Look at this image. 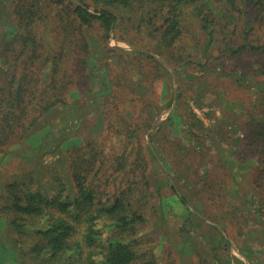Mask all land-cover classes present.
<instances>
[{"label": "rangeland", "instance_id": "rangeland-1", "mask_svg": "<svg viewBox=\"0 0 264 264\" xmlns=\"http://www.w3.org/2000/svg\"><path fill=\"white\" fill-rule=\"evenodd\" d=\"M138 1L142 5L141 15L147 19L157 2ZM199 1L202 11L214 16L212 43L208 44L202 30L199 10L189 3L182 7V36L162 53V46L147 36L146 29L166 23L158 17L153 23L141 22L138 26L137 11L129 6H108L120 18L119 25L107 36L97 20L88 31H82L84 26L71 15V4H55L50 0H0V71H7L9 62L26 63L30 65L27 67L29 76L44 81L32 88L36 82L30 80L29 93L32 94L22 98L29 99L33 107L30 115L40 111L38 121L28 129H20L16 139L0 146V206L5 203L6 182L24 177L30 171L38 173V180L45 183L47 189H54L49 185L57 186L53 180L61 178L66 193L64 173L70 170L66 147L78 142L83 147L84 142L92 141L94 145L82 148L84 154L80 159H90L94 148L110 157L127 151L125 139L133 137L134 147L123 161L124 168L116 174L111 162L105 164L112 175L104 186H100L102 181L96 186L102 193L111 195L115 184L122 190L127 180L135 179L129 193L130 209L143 212L147 218L132 234L139 259H150L155 261L153 264H226L225 261L264 264V190L258 191L255 187L260 180L254 179L256 174L250 166L241 163L240 167L246 172L238 169V164L232 162L224 148L226 144L237 146L243 142L249 115L264 110V73L261 72L264 52L243 48L232 53L225 46V43L237 47L243 43L264 42V0H215L221 7L218 13L214 2L212 12L207 3ZM71 2L77 5L90 1ZM159 12L165 15L160 9ZM247 20L251 22L246 23ZM26 34H29L28 44H24ZM85 41L91 44L96 41L97 46L87 53L83 48ZM33 47L40 53L37 60L31 59ZM56 50L63 52L59 61L51 59ZM134 51L154 55L161 63V71L157 65L152 66L155 61L139 57ZM130 57L139 58L131 63ZM80 58L81 66L77 65ZM186 60L190 62L181 66ZM57 62L61 64V68H57L59 72H51L50 67ZM140 65L155 78H141L144 87L136 86L137 78H132L133 71L140 69ZM88 71L92 79L86 77ZM59 77L72 83L71 95L79 94L76 101L81 117L78 119H73L69 98L63 100L62 106L41 109L48 101L32 97L35 92L44 95L49 89L47 83L51 86L50 82ZM108 79L111 89L103 85ZM175 86L180 94L173 105ZM103 99L109 105L105 119L110 123V133L106 137L94 128ZM126 109H132L127 114L139 123L136 134L114 118L117 112ZM168 117L171 119L166 121ZM143 121L150 123L146 129ZM188 122L196 123L198 134L192 132ZM196 138L199 143H195ZM182 154L190 163L189 169L183 163ZM133 157H137V163H133L135 169L129 171ZM187 170L189 176L185 175ZM170 184H175L187 199L185 205ZM188 209L193 212L189 217ZM2 211L3 207L0 213ZM17 236L20 235L0 215V264H29L26 257L30 239L21 237L19 247L18 242L13 243Z\"/></svg>", "mask_w": 264, "mask_h": 264}, {"label": "trees", "instance_id": "trees-1", "mask_svg": "<svg viewBox=\"0 0 264 264\" xmlns=\"http://www.w3.org/2000/svg\"><path fill=\"white\" fill-rule=\"evenodd\" d=\"M50 1L55 4L65 3L64 5H66L67 3L73 5V9L70 11L71 15L75 17L80 26H84V29H81L82 31H88L94 21L97 20L104 28L105 35L107 36H109L111 30L119 25L117 22L120 18L119 14L108 8L110 5H125L134 8L137 11L138 26H140L139 24H141V22H145V24L153 23L155 18L160 17L166 24H161L157 28L146 29V34L153 38V41L162 46V50H160L162 53L164 52L163 49L170 47V44H174L177 39L182 36V29H180L181 14L183 11L182 7L190 3L195 9L199 10L197 15L200 16L202 30L206 33L208 44H211L215 37V29H213L214 16L210 17L208 12L202 11L203 7L198 4L201 3L199 0H152L153 2H157V4L150 9L146 17L147 19H145L144 15H141L143 13L142 5L138 0H89L90 2L77 5L71 2V0ZM203 2L208 4L209 10L212 12L215 10L213 8L214 2L216 13L220 12L221 7L216 5L215 0H203ZM163 6H165L164 11ZM91 7L94 8L93 11L90 10ZM194 8H192V11L195 13ZM159 9L164 12L165 15L160 13ZM25 11H28V7H26ZM249 22L251 21H246V23ZM154 24H157V21H154ZM14 38H16V36L12 37V40H14ZM28 38L29 34H26L24 44H28L26 42ZM33 40L34 39L31 38L32 45ZM227 45L228 44L225 43L226 49L228 51L230 50L232 53H237L243 48L253 50L255 53L264 52V42L259 44L243 43L237 47ZM95 46H97L96 41L94 44L86 41L83 43V48L88 50L87 53H89V50H93ZM21 48H23V46H21ZM22 51L23 49L20 50V53ZM134 52L139 57L144 56L143 58L145 59L155 61L152 66L157 65L159 71H161V63L154 55L141 51ZM204 52L206 54L207 49H205ZM62 53L60 50H56L51 59H58L59 61ZM127 56L131 55L127 53ZM39 57L40 53H37L36 48L33 47L31 59L37 60ZM137 58L135 57L132 59V57H130L129 62H137ZM81 60V58L78 59L77 65L81 66L83 62ZM188 62L190 61L186 60L181 66H185V63ZM194 63L200 64L195 61ZM27 67L29 68L30 65L26 63L16 64L9 62L7 65L9 69L3 73L0 71V78H2V84H0V146L7 145L10 139H16L17 136L15 135L20 129L27 128L30 125L33 126L38 121L37 116L40 114V111L37 115L34 113L30 115L29 112L33 107L30 106L29 99L22 98H28V96L32 94L31 91L29 93L30 89L28 82L30 80L36 82L32 88L39 87L44 81L38 80L36 76L30 77L27 73ZM57 68H61L60 62L51 66L49 70L51 72L56 70L57 72ZM261 72L264 73V69H262ZM86 77L91 78L93 75L88 71L86 72ZM144 77H150L155 80V78L151 76L150 71H145L143 66L140 65V69L134 70L132 73V78H137V82H135L136 86H145L142 84L144 81L140 80ZM167 78L170 80L171 75L169 74ZM68 81L69 80H63L59 77L50 82L51 86H48L47 83L46 87L49 88V93L46 89V95H39L35 92L32 97L40 98L41 101H48L41 109H48L58 104L62 106L63 100L66 101L69 98L72 100L71 110L74 114L73 119H78L81 117L78 113L80 111V106L76 101L79 94L78 96L74 94L71 95L72 91L69 90L72 89V83ZM103 82V85L107 89L112 88L110 79H108L107 82ZM166 82L168 83V81ZM50 89L54 90L51 92ZM54 91H56V93H53ZM177 94H180V92H177ZM132 101L133 99L129 100L131 105L134 104ZM148 103H150V101ZM152 106L155 107L154 104ZM116 107L117 110L120 109L118 105H116ZM107 109H109V105L106 104V99H103L102 106L98 107L99 114L94 126L96 130L98 129V133H103L104 137L110 133V123L108 124V121L105 119V112ZM131 111L132 109L119 111L115 114L114 118L119 119L123 126L130 132L136 134L139 130V123L136 122L137 120L135 118L127 114ZM147 114H149V111L146 112V115ZM132 119H134V121ZM170 119L171 118L168 117L166 121ZM246 122L248 123V130L246 134L243 132L245 138L243 142H241L242 145L241 143L237 146L226 144L224 148L228 151L232 162L238 164V169L246 172V170L240 167L241 163H247L250 166L254 174H256V177L254 175V179L256 181L260 180L257 181L255 187L258 191H262L264 190V110L258 114L249 115V121L246 120ZM149 125L150 123L147 124L143 121L145 129ZM188 126L194 134H198L195 131L196 123L188 122ZM229 134L230 137L231 132ZM43 138L44 136H41L42 140ZM41 139L38 141L41 142ZM199 139L201 138L199 137ZM132 140L133 137H127L125 139L128 144L126 143L127 151H124V153H116L109 157L102 154L101 150H96L94 148V154L90 159L86 160L80 159V155L84 154L82 148L94 145L92 141L84 142L83 147L79 146V142L66 147L68 149L65 155L66 157L69 155L70 159L68 167L70 170L64 173L67 178L68 187L66 193H64L65 186L63 182L60 181L61 178L53 180L57 186L49 185L54 189H47L45 183L38 180V173L33 174L31 171L24 177H17L6 182L3 187V200L5 203L0 206V208L3 207V213H0V215L4 216L8 220V224L20 235L13 239L14 244L18 242V246L20 247V240L23 236L30 239L28 243L29 255L26 257L29 264L155 263V261L150 259H139L140 253L136 249L137 242L135 237H132V234L137 232L140 224L146 222L147 219L143 212L137 209H130L131 201L129 199V193L133 190L135 179L131 177L127 180L122 190H119L118 184H115L111 195H107L105 192L102 193V190L98 189L96 186L98 181H102L100 186H104V184L109 181V175H112V173L105 168V164L109 163L110 165L111 162V166L114 171H116V174L124 168L126 164L123 161L127 160L129 151L134 147V141ZM197 140L198 138H196L195 143H199ZM40 142L38 143L40 144ZM156 151H158V149ZM158 154L160 155L159 152ZM184 154L180 155L181 158L182 156L185 157ZM95 157L97 158L94 159ZM190 159H193V157ZM106 160H109V162H106ZM186 161H188L187 157H185L183 163L186 168L189 169L190 163ZM138 162L140 167L142 161L140 160ZM133 163H137V157H133L129 163V171H132V168H134ZM168 168L171 167L168 166ZM190 170H193V168ZM135 174L136 172L133 173V176ZM185 175L189 176V170L186 171ZM170 187L178 196L180 202L185 205L187 199L179 192L176 185L170 184ZM188 210L189 215L187 217L193 214L190 209ZM32 221H34V223H32ZM99 222L102 223V226L98 225ZM225 263L229 264L228 261H225ZM17 264H19V262Z\"/></svg>", "mask_w": 264, "mask_h": 264}, {"label": "water", "instance_id": "water-1", "mask_svg": "<svg viewBox=\"0 0 264 264\" xmlns=\"http://www.w3.org/2000/svg\"><path fill=\"white\" fill-rule=\"evenodd\" d=\"M132 47H134V48H136V49H140V50H142L141 48H139V47H135V46H132ZM176 96H177V90H176V86L174 87V101H173V105L175 104V99H176ZM156 123V122H155ZM154 123V124H155Z\"/></svg>", "mask_w": 264, "mask_h": 264}]
</instances>
